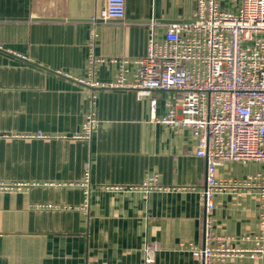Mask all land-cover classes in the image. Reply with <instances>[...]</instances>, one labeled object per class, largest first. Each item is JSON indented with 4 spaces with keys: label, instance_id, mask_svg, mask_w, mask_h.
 Here are the masks:
<instances>
[{
    "label": "crops",
    "instance_id": "0c3cea01",
    "mask_svg": "<svg viewBox=\"0 0 264 264\" xmlns=\"http://www.w3.org/2000/svg\"><path fill=\"white\" fill-rule=\"evenodd\" d=\"M195 4L125 0L123 20L92 22L103 0H0V183H25L0 189V264H200L189 246L204 241L206 162L189 129L158 120L178 93L91 85L117 77L111 60L145 56L150 27L161 39L192 20ZM90 28L104 59L93 72ZM127 69L132 81L137 65ZM153 176L159 188L141 187ZM217 176L255 177L215 194L212 230L246 250L235 264H264V163L227 161Z\"/></svg>",
    "mask_w": 264,
    "mask_h": 264
},
{
    "label": "built area",
    "instance_id": "2783aa9c",
    "mask_svg": "<svg viewBox=\"0 0 264 264\" xmlns=\"http://www.w3.org/2000/svg\"><path fill=\"white\" fill-rule=\"evenodd\" d=\"M195 1L192 20L170 24L161 39H156L150 27L145 56L132 61L111 60L119 66L117 77L104 85L97 81L91 85L132 87L139 96L151 90L178 93V97L165 101L166 113L158 120L189 129L196 142L194 154L206 162L205 185L200 191L205 209L204 241L201 246L191 244L189 249L200 264H235L246 250L213 232L211 212L215 194L231 187L249 188L255 179H219L220 166L227 161L264 163V0H242L235 11L221 9L218 0ZM124 18L125 0H103L99 13L90 20ZM96 36L90 28V72L104 62L93 53ZM131 62L137 65V71L128 81L127 65ZM150 103L153 111L155 100ZM93 124L94 118L87 116L79 136L88 137ZM155 177L148 178L141 187H158ZM88 178L86 170L80 185L86 187ZM24 184L0 183V189H19ZM152 259V252L146 248L145 262Z\"/></svg>",
    "mask_w": 264,
    "mask_h": 264
}]
</instances>
